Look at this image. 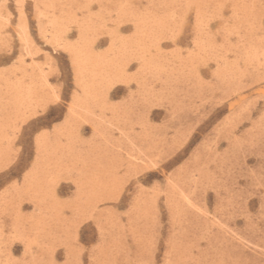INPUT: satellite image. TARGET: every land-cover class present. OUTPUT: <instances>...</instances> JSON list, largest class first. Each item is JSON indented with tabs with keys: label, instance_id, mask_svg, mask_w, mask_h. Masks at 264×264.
I'll list each match as a JSON object with an SVG mask.
<instances>
[{
	"label": "rangeland",
	"instance_id": "374dc122",
	"mask_svg": "<svg viewBox=\"0 0 264 264\" xmlns=\"http://www.w3.org/2000/svg\"><path fill=\"white\" fill-rule=\"evenodd\" d=\"M262 56L264 0H0V264H264Z\"/></svg>",
	"mask_w": 264,
	"mask_h": 264
},
{
	"label": "snow or ice",
	"instance_id": "6c2138e0",
	"mask_svg": "<svg viewBox=\"0 0 264 264\" xmlns=\"http://www.w3.org/2000/svg\"><path fill=\"white\" fill-rule=\"evenodd\" d=\"M39 7V5H37ZM71 7H77V5H71ZM103 7V5H101ZM119 7L122 8H130L134 9L137 6L133 4H121ZM187 7H197L196 5H187ZM210 7H215L217 10H221V16L220 18L222 20H228L231 21L233 19V16H224L223 15V10H230L229 6L224 4V3H217L215 5H212ZM236 5L231 6V9L236 8ZM234 15V13H233ZM197 20L198 23L200 22L199 14L197 15ZM204 27L208 30L211 31V29L208 27V24L205 23ZM227 31L235 33L237 31V28H234L231 24L227 25ZM175 37V33H174ZM6 47V46H5ZM65 51H68L69 54H72L71 48L65 47ZM24 53H21V57H23ZM13 67L15 65H12ZM73 67H76V61L74 58L73 62ZM9 69L5 68L4 71L7 72ZM243 70V66L241 68ZM261 75H262V81H261V86L264 87V56L261 57ZM50 96V99L46 101L44 108L47 107L48 104H57L60 103L59 97L56 95V90L52 89L51 92L48 94ZM75 102V101H74ZM71 112V109H69ZM28 120L32 121L33 124V131L29 135V143H34L37 149L38 153V158H39V153L43 150L44 145L46 144L47 141L51 139L53 134L61 127V125H56L55 128H53L50 124H46L43 120V109L40 106H36L34 110H31L29 115L25 117V121L27 122ZM26 131V130H24ZM4 168L0 167V171H3Z\"/></svg>",
	"mask_w": 264,
	"mask_h": 264
},
{
	"label": "bare ground",
	"instance_id": "6f19581e",
	"mask_svg": "<svg viewBox=\"0 0 264 264\" xmlns=\"http://www.w3.org/2000/svg\"><path fill=\"white\" fill-rule=\"evenodd\" d=\"M195 1V0H194ZM187 3V2H186ZM56 41V40H55ZM61 48V47H60ZM150 54V53H149ZM80 62V61H79ZM85 63V62H84ZM110 66V65H109ZM41 68V67H40ZM98 68V67H97ZM30 92V91H29ZM29 94V93H28ZM28 98V97H27ZM21 99V98H20ZM40 101V100H39ZM29 102V101H28ZM32 103V102H31Z\"/></svg>",
	"mask_w": 264,
	"mask_h": 264
}]
</instances>
